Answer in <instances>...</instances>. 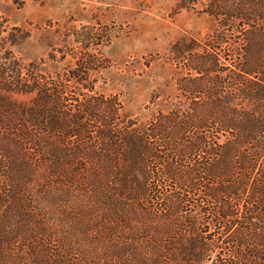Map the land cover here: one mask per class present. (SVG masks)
Returning a JSON list of instances; mask_svg holds the SVG:
<instances>
[{
    "label": "trees",
    "instance_id": "1",
    "mask_svg": "<svg viewBox=\"0 0 264 264\" xmlns=\"http://www.w3.org/2000/svg\"><path fill=\"white\" fill-rule=\"evenodd\" d=\"M181 1L191 6L197 0ZM202 4L216 26L206 47H190L182 57L196 75L179 87L192 94L181 120L170 110L129 122L125 130L115 102L93 94L68 98L65 82L93 91L88 72L97 60L86 50L56 79L36 66L0 69L5 90L31 95L27 105H0V139L10 142L0 153L15 151L22 164L39 171L43 194L52 179L84 187L89 197L98 188L109 194L128 188L131 230L128 261L114 255L74 262L67 247L53 252L44 203L25 198L17 178L4 175L6 159L0 158V264H264V0ZM234 32L241 35L237 40ZM236 41L241 44L234 48ZM52 135L56 142L48 141ZM122 140L128 144V175L120 172L116 188L112 156L126 151ZM140 210L147 224L136 221ZM200 213L209 216L202 221ZM92 218L86 222L90 230L114 235ZM198 224L208 229L198 230Z\"/></svg>",
    "mask_w": 264,
    "mask_h": 264
},
{
    "label": "rangeland",
    "instance_id": "2",
    "mask_svg": "<svg viewBox=\"0 0 264 264\" xmlns=\"http://www.w3.org/2000/svg\"><path fill=\"white\" fill-rule=\"evenodd\" d=\"M202 3L197 0L184 6L181 0H0V69L6 64L36 66L39 72L56 79L59 71L71 69L86 50L97 60V67L88 72L93 91L85 92L76 81L65 82L68 98L82 99L93 94L115 102L125 130L129 122L143 123L153 114L170 110H177L181 120L188 115V97L192 95L182 86L196 75L184 67L182 57L187 56L190 47H206L216 26ZM232 36L237 40L241 35L234 32ZM230 44L236 48L241 43ZM3 86L0 77V105L16 108L29 103L31 95L5 90ZM205 108L202 102L201 110L205 112ZM94 132L90 135H97ZM53 138L57 136L52 135L48 141L56 142ZM92 141L96 144L98 138L92 137ZM120 142L127 152L112 156L118 165L112 173L116 188L120 172L124 169L128 175V144ZM9 143L0 139L4 153ZM0 158L6 159L4 175L17 178L25 198L44 203L55 234L50 242L53 252L67 247L66 255L74 262L106 260L114 255L128 261V188L124 192L115 189L118 194L98 188L96 195L91 192L94 197H89L84 187L75 188L63 181L57 184L52 179L43 194L39 171L22 164L15 151L8 156L0 153ZM150 180L144 181L142 195H146ZM186 208L190 210L183 207ZM139 214L141 218L136 221L147 224L148 216L142 210ZM207 216L199 214L202 221ZM47 218L43 216L42 220ZM89 218L102 225L99 230H111L114 235L106 237L90 230L86 225ZM207 229L206 224H198V230ZM220 252L228 256V252Z\"/></svg>",
    "mask_w": 264,
    "mask_h": 264
}]
</instances>
